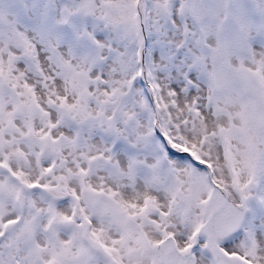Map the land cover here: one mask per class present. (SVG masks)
Here are the masks:
<instances>
[{
  "label": "snow or ice",
  "instance_id": "snow-or-ice-1",
  "mask_svg": "<svg viewBox=\"0 0 264 264\" xmlns=\"http://www.w3.org/2000/svg\"><path fill=\"white\" fill-rule=\"evenodd\" d=\"M0 264H264V0H0Z\"/></svg>",
  "mask_w": 264,
  "mask_h": 264
}]
</instances>
